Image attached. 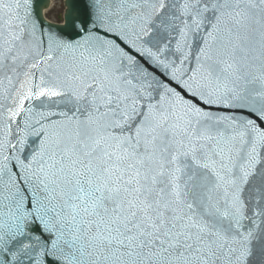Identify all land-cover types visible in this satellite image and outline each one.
Listing matches in <instances>:
<instances>
[{
  "label": "snow or ice",
  "instance_id": "6c2138e0",
  "mask_svg": "<svg viewBox=\"0 0 264 264\" xmlns=\"http://www.w3.org/2000/svg\"><path fill=\"white\" fill-rule=\"evenodd\" d=\"M0 0V264H264V0Z\"/></svg>",
  "mask_w": 264,
  "mask_h": 264
},
{
  "label": "rangeland",
  "instance_id": "374dc122",
  "mask_svg": "<svg viewBox=\"0 0 264 264\" xmlns=\"http://www.w3.org/2000/svg\"><path fill=\"white\" fill-rule=\"evenodd\" d=\"M58 11H59V0H56V2L53 5V8H52L50 19L54 20L57 16Z\"/></svg>",
  "mask_w": 264,
  "mask_h": 264
},
{
  "label": "bare ground",
  "instance_id": "6f19581e",
  "mask_svg": "<svg viewBox=\"0 0 264 264\" xmlns=\"http://www.w3.org/2000/svg\"><path fill=\"white\" fill-rule=\"evenodd\" d=\"M55 2H56V0H53V5H54Z\"/></svg>",
  "mask_w": 264,
  "mask_h": 264
}]
</instances>
